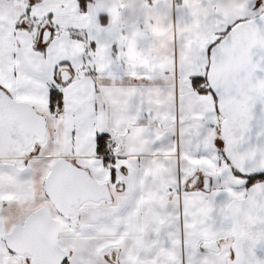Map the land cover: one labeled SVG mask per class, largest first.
Segmentation results:
<instances>
[{
    "label": "snow or ice",
    "instance_id": "snow-or-ice-1",
    "mask_svg": "<svg viewBox=\"0 0 264 264\" xmlns=\"http://www.w3.org/2000/svg\"><path fill=\"white\" fill-rule=\"evenodd\" d=\"M0 264H264V0H0Z\"/></svg>",
    "mask_w": 264,
    "mask_h": 264
}]
</instances>
